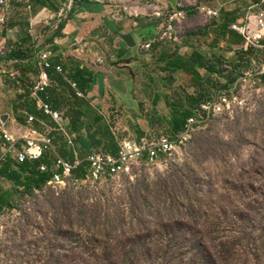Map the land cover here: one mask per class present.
Segmentation results:
<instances>
[{
  "label": "rangeland",
  "instance_id": "rangeland-1",
  "mask_svg": "<svg viewBox=\"0 0 264 264\" xmlns=\"http://www.w3.org/2000/svg\"><path fill=\"white\" fill-rule=\"evenodd\" d=\"M201 2L233 8L239 20L249 5ZM124 4L140 5L113 3L117 22L130 17ZM196 4H169L185 15L156 39L211 22ZM251 50L247 64L232 62V74L263 69L264 51ZM238 96L240 104L209 117L155 165L97 184L47 185L17 199L0 212V264H264V85L247 84Z\"/></svg>",
  "mask_w": 264,
  "mask_h": 264
},
{
  "label": "crops",
  "instance_id": "crops-1",
  "mask_svg": "<svg viewBox=\"0 0 264 264\" xmlns=\"http://www.w3.org/2000/svg\"><path fill=\"white\" fill-rule=\"evenodd\" d=\"M71 1L74 3L71 11L75 7V12L73 18L68 20L64 26L62 36L54 39V44L60 50L57 53H52L51 63L61 59L59 61L62 62L55 63L54 66L55 68L62 66L63 72L61 73L57 70L56 72L64 75L69 83L72 84L73 81L68 78L73 71L70 57L75 58L83 66L94 71L92 85L87 93L81 91L78 86L79 91L84 94L82 98L87 97L92 102V105L97 106L99 109L102 108V111L111 105L120 106L122 116L118 118L113 128L116 139V151L119 140L126 137L136 140L135 138L140 136L139 133L142 135L173 136L180 132L184 125L176 133H173L172 127L169 126L173 123L170 107L178 104L182 105V109H184L186 107V96L193 95L194 88L189 86V84H184L183 76L178 72L168 74L170 76L169 81L163 86V82L156 78L155 73H150L144 67V63L147 62L149 65L157 64L158 57L161 54H170L176 45L179 46L178 53L180 54H189L192 51V48L182 44L184 35L176 36L177 41L156 39L157 23L153 16L155 8L172 5L177 0H155L149 6H144L140 0H136V5L141 3L136 7L124 4V9L129 10L130 17L123 18L121 22L116 21L112 4L115 2L125 3L129 0H108V3L105 0H80L81 2L77 5L76 3L79 0H10L7 23L6 25L0 24L1 129L10 132L14 136H24L31 130H37L53 139V129L43 121H39L35 115L37 119L35 122L40 124V129L35 126L34 122L27 123L28 117L33 114L26 117L25 123H20L16 120L13 110L19 104L20 100L18 98L23 93L20 89L21 85L17 81L21 75L18 70L20 64L17 61L5 60V55L16 49L28 50L32 46L39 51L45 48L51 51L49 45L44 46L49 43V39L53 36L56 29L55 25L61 21L59 14L66 10L67 5ZM251 1L248 0V3ZM197 3L204 4L201 0H197ZM222 4L224 5L225 2ZM148 7L151 8L150 11L147 9ZM221 7L213 8L219 9L221 14L223 11H221ZM45 19H51L52 26H46L43 23ZM211 19L216 20L217 18ZM236 20H239V18ZM228 28L232 30L229 25ZM145 43H150V47L147 50L141 49V46ZM242 43L224 51L223 65L225 63L232 64V62L237 60L238 49L246 51L241 47ZM194 44L196 50L205 51L204 48H199L197 43ZM30 63L24 61L22 65L27 66ZM64 65L69 66L67 72L64 70ZM198 72L202 78L207 75L205 70L199 69ZM156 73L159 74V77L166 75L163 72ZM263 74L257 77L259 80L258 84H262ZM110 76L111 82L108 83ZM117 77H120L119 80ZM216 77L217 74L210 75V79L214 80V82H216ZM35 80L36 77H34L33 83ZM16 86H19V90L14 92L13 90ZM67 137L68 144L72 150L73 161L76 155L81 158L74 147L75 144H70L72 139L69 135ZM3 145L4 140L0 130V155L4 151ZM55 146L61 155L58 146ZM55 158L54 153L48 152L45 158L39 162L51 166ZM12 161L17 164L14 160ZM80 170L82 168L74 171L73 176L77 179H82L83 177L75 175L77 171L81 172ZM50 173L52 174V172ZM0 183L2 186L3 183L10 184L2 178H0ZM10 186L12 185L10 184Z\"/></svg>",
  "mask_w": 264,
  "mask_h": 264
},
{
  "label": "trees",
  "instance_id": "trees-1",
  "mask_svg": "<svg viewBox=\"0 0 264 264\" xmlns=\"http://www.w3.org/2000/svg\"><path fill=\"white\" fill-rule=\"evenodd\" d=\"M79 2L81 1H77L76 5ZM74 9L68 13L66 19H61L58 27L54 30L53 36L49 39V43L44 46L49 45L52 53L59 52L60 49L54 44V39L62 36V30L67 21L73 18ZM237 18L238 16L234 9L223 10L216 20L213 19L202 28L183 34L182 44L192 48L191 53H178L179 46L176 45L170 54H161L157 59V64L149 65L148 62L144 63L146 70H149L150 73H155L156 78L163 82V86L169 81L170 76L168 74L178 72L183 76V83L189 84V86L194 88L193 95L186 96V107L184 109H182V105L178 104L170 107L173 123L169 126L172 127L173 133L178 132L182 128L188 117L200 114L199 103L203 99H210L218 90V84L210 79V75H218L220 73L224 61V51L242 43L243 37L241 34L228 28L230 22L236 21ZM194 43H197L199 48H204L205 51L196 50ZM251 51V49L246 51L238 49L236 62L247 64L251 59ZM38 52L39 50L32 46L28 50L16 49L5 55V60L17 61L20 64L18 70L21 75L17 81L21 85L23 93L18 98L20 100L19 104L13 110L16 120L20 123H25L26 117L33 114L39 121L46 123L53 129L54 144L58 146L61 155L69 162L73 161V154L68 144L67 135L72 139L75 144L74 147L81 158H85L97 149L114 154L117 147L113 128L118 118L122 116L120 106L111 105L102 111V108L99 109L97 106L92 105V102L87 97H79L77 91L65 76L56 72L54 65L62 62L59 61L61 59L55 60V63L52 61L51 68L47 70L51 84L45 91L39 93L38 97L55 111L63 113V121L67 133L64 132L53 117L43 113L37 99L31 96L33 79L39 73L36 59ZM24 61L31 63L25 66L22 65ZM70 64L73 67V71L68 78L76 82L81 91L87 93L92 85L94 71L83 66L81 62L73 57H70ZM234 66L236 67V63L233 64V69ZM199 69L205 70L207 74L205 78L200 76ZM64 70L67 72L69 66L64 65ZM156 72H163L166 75L159 77ZM151 78L153 79V77ZM262 84L264 85V74L262 75ZM34 124L40 129V124L36 122ZM139 135V137L135 138L136 141L145 136L156 137L154 134L142 135L139 133ZM40 164V162L15 164L12 159H7L2 164L0 178L9 182L12 186L10 189H4L0 183V212L14 209L17 199H21L25 195H33L47 186L52 174L40 171ZM75 175L77 177L83 176L78 171Z\"/></svg>",
  "mask_w": 264,
  "mask_h": 264
},
{
  "label": "built area",
  "instance_id": "built-area-1",
  "mask_svg": "<svg viewBox=\"0 0 264 264\" xmlns=\"http://www.w3.org/2000/svg\"><path fill=\"white\" fill-rule=\"evenodd\" d=\"M10 0H0V24L6 25L8 19V9ZM73 1H71L66 10L59 14V18L66 19L71 11ZM194 8L197 12L204 14L210 18H218L219 9L197 3ZM185 15V10L175 9L167 6L158 7L153 13L154 20L157 23V31L166 35V31H171L173 22L181 20ZM46 26H52L51 19L43 20ZM59 22L55 25L58 27ZM232 30L237 31L243 37L242 48L244 50L254 49L264 51V0H252L246 7L245 14L240 20H236L229 24ZM165 31V32H163ZM160 40H164L162 37ZM166 40L177 41L176 36L169 35ZM150 43H145L141 49L147 50ZM52 52L45 48L40 50L37 55V68L39 73L35 82L31 87V96L37 99L41 110L45 115L53 117L60 125V128L66 132L63 114L55 111L50 105L43 103L38 95L45 91L50 84V77L47 70L51 68ZM100 62V60H99ZM233 65L225 63L221 72L217 75L218 90L210 99H203L199 103L200 114H196L186 119L182 130L173 136H145L138 141L128 137L118 141V149L115 154H109L102 150L93 151L84 159L76 155L71 163L61 156L51 137L40 133L37 130H31L24 136H14L6 130L2 132L4 140V151L0 155V168L8 158L14 160L17 164L26 162H39L45 158L48 152L55 154L56 158L53 165L41 164L40 171L43 173L52 172L53 177L48 185L66 186L77 185L78 183L90 182L97 184L104 179H115L121 176L130 175L135 167H150L155 165L161 159L172 155L180 146L190 140L192 133L196 128L202 125L209 117L223 113L225 110L240 104L238 92L241 88L250 85H257L259 80L257 77L264 73V66L261 71L251 72V70L243 71L241 74H232ZM56 70L63 72L62 66H57ZM228 75L233 79L228 83ZM72 86L77 90L79 97L84 94L79 91L78 84L73 82ZM37 121L34 115H30L27 123ZM67 133V132H66ZM70 144L74 145L70 140ZM81 170L82 179L73 176L74 171Z\"/></svg>",
  "mask_w": 264,
  "mask_h": 264
}]
</instances>
